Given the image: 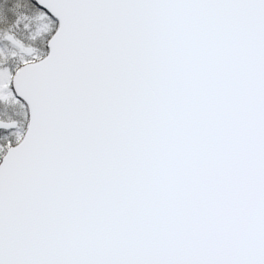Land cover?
Wrapping results in <instances>:
<instances>
[{"label": "snow or ice", "instance_id": "1", "mask_svg": "<svg viewBox=\"0 0 264 264\" xmlns=\"http://www.w3.org/2000/svg\"><path fill=\"white\" fill-rule=\"evenodd\" d=\"M0 264H264V0H0Z\"/></svg>", "mask_w": 264, "mask_h": 264}]
</instances>
